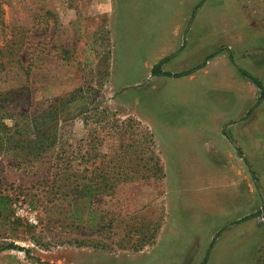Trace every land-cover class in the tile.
<instances>
[{"label": "rangeland", "instance_id": "rangeland-1", "mask_svg": "<svg viewBox=\"0 0 264 264\" xmlns=\"http://www.w3.org/2000/svg\"><path fill=\"white\" fill-rule=\"evenodd\" d=\"M0 51V264H264V0H0Z\"/></svg>", "mask_w": 264, "mask_h": 264}, {"label": "trees", "instance_id": "trees-1", "mask_svg": "<svg viewBox=\"0 0 264 264\" xmlns=\"http://www.w3.org/2000/svg\"><path fill=\"white\" fill-rule=\"evenodd\" d=\"M1 55H2V52L0 51V56ZM1 59H2V56L0 57V60ZM231 59H233V58L231 57ZM165 61H166V59L161 61L156 66H154V68L152 70V74L153 75H155V76H162V75L171 76V74L165 73L161 69L162 65L165 63ZM0 65H1V67H5V65L3 63L2 64L0 63ZM192 71L184 72V73H181V74H176L175 77H183L185 75H188V74L192 73ZM239 71L244 76L248 77L253 83H255L257 85V87L262 91V96L260 98V101L263 100L264 99V86H263V84L258 79H256L253 75H251L249 72H247V71H245L243 69H240V68H239ZM54 121L55 120H52V122H49L48 120H45V125H50V126L47 128V130L45 132H41L42 133L41 136H40V138H41V147H40L41 154L43 153L44 150H46V148H45L46 141L48 139L51 140V139H56L57 138V134H55V129L57 130L58 125L54 124ZM152 143L154 144V141H153V137L150 135V144L152 145ZM153 154L154 155L148 157V160H147L148 163H150V162L153 163L154 162V163H158V165H159L160 158L154 152H153ZM65 170L68 172V167H65ZM160 171L163 172L162 165L160 167ZM133 174L136 175L137 172H133ZM143 177H145V176L143 175L142 178ZM112 179H114L116 181L124 182V181H129V180L132 181L135 178L129 176V173L128 172H124V171H119L117 173L111 172V171H107V172L101 171V173H99V176L98 177H93L91 182H89V180H87L86 181L87 183L85 182L86 184L85 183H81V185L79 187H77V188H79V190H75L76 203H77V204L75 203V205H79L80 206V209H81L80 211L81 212L84 211V210H87L89 208V203L91 202V200L100 191V190H98V186L95 187V185H97V183H100L99 184V186H100L103 182L108 181V180H112ZM99 180H102L103 182H96V181H99ZM113 188L114 187H110L109 190L113 189ZM79 221H80L81 224L85 223V221L87 223L90 222L91 225H93V227H98L97 229H99L98 224L95 222V218H92L91 221H89V220H85L84 221V219L79 220ZM11 247H16V246H11Z\"/></svg>", "mask_w": 264, "mask_h": 264}, {"label": "crops", "instance_id": "crops-1", "mask_svg": "<svg viewBox=\"0 0 264 264\" xmlns=\"http://www.w3.org/2000/svg\"><path fill=\"white\" fill-rule=\"evenodd\" d=\"M168 33H170V34H172L173 32H168ZM167 33V34H168ZM214 56H212L211 58H209L208 59V61L209 60H211L212 58H213ZM202 67L203 66H198V67H196V68H194L193 69V71H192V73H194L195 71H197L196 72V75H197V77L196 78H198L199 76L200 77H202V75H205V74H211V73H213L212 71H210V70H208L207 72H205V70L204 69H202ZM192 73H190V74H192ZM190 74H188V75H185V76H183L182 77V79H189V78H187ZM213 82H214V84H215V87H219V89H220V87H221V85H222V83H221V80L220 81H218L217 79H214L213 80ZM216 106H218L219 107V109H220V113H221V108H220V106L217 104ZM218 120L217 121H215V124L212 126V125H205V127L204 128H202V130H201V128L200 127H198L199 129H195V134H197V135H190V136H192V137H200V136H198V135H201V132L202 133H204L203 134V138H205L206 137V135L208 134L211 138H205V140H215V138H214V136L213 135H210V132H213V134L215 135L216 134V136L215 137H217L218 138V136L217 135H221V130H222V127H221V118L219 117V118H217ZM206 126H207V129H206ZM209 126H212V129H210V127ZM190 140H192V139H190ZM221 154H219L218 156H217V159H218V157L220 156ZM214 156H216V154H215V152H213L212 153V155H211V157H212V159H210V161H211V163L212 164H214V166L215 167H217L216 165L218 164L217 162H216V157H214ZM173 166H174V164H173ZM166 171L167 172H171L170 170H169V168H167L166 169ZM172 171H180V172H183V171H181L180 169H177V170H172ZM250 246V245H249Z\"/></svg>", "mask_w": 264, "mask_h": 264}]
</instances>
